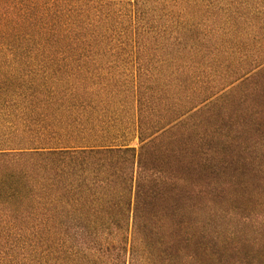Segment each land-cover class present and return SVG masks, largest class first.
<instances>
[{
    "label": "trees",
    "instance_id": "16d2710c",
    "mask_svg": "<svg viewBox=\"0 0 264 264\" xmlns=\"http://www.w3.org/2000/svg\"><path fill=\"white\" fill-rule=\"evenodd\" d=\"M263 73L264 0H0V264H264L209 222L264 126H201Z\"/></svg>",
    "mask_w": 264,
    "mask_h": 264
},
{
    "label": "rangeland",
    "instance_id": "374dc122",
    "mask_svg": "<svg viewBox=\"0 0 264 264\" xmlns=\"http://www.w3.org/2000/svg\"><path fill=\"white\" fill-rule=\"evenodd\" d=\"M252 59H254L253 56H250L248 60ZM244 68L246 70L249 67L246 64ZM226 80V83L230 81V79ZM219 103L223 109L218 107L203 115V119H201L204 123L201 125L202 130L222 123L234 129L246 121L251 128L257 127L255 124L263 127L264 73L253 82L242 86L235 93L226 96ZM253 130L250 133L246 132L249 133V137L258 136ZM241 140L244 141L245 136H242ZM246 157V166L240 162L236 166L237 169L246 171L245 176L235 177L237 184L233 183L227 190L220 192L209 217V222L216 224L217 230H219L218 227L224 226L221 233L226 238H235L238 241L248 242V244L255 242L256 247L253 248V251L258 254L261 252L260 246L264 244V184L261 181L264 180V157L256 158L254 166L251 164V158ZM249 165L253 169L255 167L256 172H249ZM200 218L204 222V217L200 216ZM231 235L233 237H229ZM230 250L231 246L227 252Z\"/></svg>",
    "mask_w": 264,
    "mask_h": 264
}]
</instances>
